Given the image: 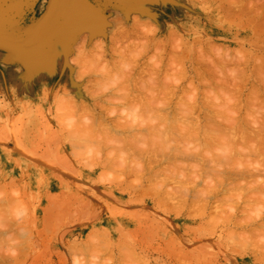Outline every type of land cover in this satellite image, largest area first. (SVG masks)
Instances as JSON below:
<instances>
[{
  "label": "rangeland",
  "instance_id": "rangeland-1",
  "mask_svg": "<svg viewBox=\"0 0 264 264\" xmlns=\"http://www.w3.org/2000/svg\"><path fill=\"white\" fill-rule=\"evenodd\" d=\"M87 1L93 7L95 5L99 9L98 11L102 13L103 18L105 17L104 19L106 21V24L103 30L95 28V26H98V24H94L95 26L92 25V27L94 26L93 28H90L89 26H87L88 28L84 27L86 30L84 29L83 31L87 33H78L77 36H74V38L79 36V39L75 41L77 43H73V41L75 40L74 39L73 41H71V44L69 46L65 45V43H67L66 41L70 40L69 38V40H67L66 37H62V39L59 40L57 39V43L61 41V43L64 45L61 46V44L58 43V50L56 49L57 52L56 54H54L55 57H53L55 58V60L53 62L51 61V63H49L48 65L41 66L42 72L51 70L50 73L52 74L48 76L49 78L47 77L45 81H43L44 78L41 79L42 81H40L41 83L39 82V86L36 92L35 90L32 92L26 90L24 91V85L16 86L17 88L14 89L8 86L11 82L5 81L6 84L0 82V264H264V146L262 145L264 144L262 143L264 141V103L262 104V101L264 100V0H105V2L103 0ZM60 3L62 2H58V4ZM116 7L119 8L117 9ZM253 10L256 11L253 12ZM122 11L123 13L121 14ZM45 12L46 11H44L42 16L47 13ZM86 12L87 9L85 7L84 13ZM115 12L120 13L116 14ZM86 14L85 21L89 23L92 20L90 18V14L88 16ZM124 14L126 17L124 16ZM148 22H150V24ZM95 23H98V19ZM143 23H145V26L143 25V27L140 28ZM151 23L155 25L153 26ZM148 25L152 26V29H150L151 26L149 27V31L152 30V34L147 31L148 28L146 26ZM137 26H139L140 29ZM122 27L125 30H123ZM135 27H137L139 31H143V28L145 27L147 28V30L144 28V34L146 33V31L147 33H149L147 34L148 36H143L144 38L142 37V35L140 37L137 36L136 38L134 32L136 33V30L138 29H135L133 33L131 32L132 35L134 34L133 36H135L136 40L139 38L145 39H142L143 41H140V45L138 44L140 39L137 41L134 40L135 42H133V36L130 33L129 35L131 36H129L127 33L128 31L130 32L134 30L133 28ZM169 27L171 28L169 29ZM89 31H92L95 34L92 40H90L88 37V35H90L91 33ZM169 31L175 33L174 36L176 41L175 39H169ZM124 33H127L128 35H126L125 37L132 38H128L129 40H125L127 38L122 37ZM141 33L138 34L140 35ZM27 34L24 33V35ZM40 34L41 33L39 32L37 41L30 44L31 47H40L39 43H41L42 40ZM71 36L72 32L70 33V35L68 34V37L71 38ZM149 36L152 38H150ZM177 36H179L180 38ZM30 37L31 36L29 35L27 36L28 39ZM115 37H117L118 39H115ZM120 37H122V39H120ZM145 37L150 38L149 42H151V40L152 42L149 43L148 39H146ZM159 38L162 42V47H166V49L161 47V42L160 44H157L158 41H160L158 40ZM177 39L179 41V45L183 43V45L181 44V47H178L179 45L175 43L177 42ZM116 40H119V42L117 43ZM52 41L54 43V39H52L50 42L52 43ZM122 41H125L127 44V41H129L130 46L129 44L126 45V43ZM131 41L132 43H137L136 46L134 45L136 48L132 46L133 44L131 43ZM180 41L182 42L180 43ZM99 42L100 47L104 49L105 57H103V50L101 51V48H98V52H101L100 55H102V57L98 55V52H93L97 50V46L99 45H97V43ZM143 42H145L146 44L148 42V49L147 47L144 48V46L142 45ZM172 43H175L173 44V47ZM163 44L167 46H164ZM117 45L118 48L123 46L121 49V52L122 50L124 51L122 52L123 56L121 53V55L118 54L120 52V48H116ZM125 45L128 49H126ZM158 45L161 48L158 47ZM210 45L213 48H211ZM131 46L132 48H130ZM114 47L118 49L116 50L117 52L119 51L116 54L114 51ZM182 47L185 52H188V54L183 50H179ZM61 48H64L63 51ZM171 48H176L175 50L177 51H174L173 49L174 52L172 53ZM144 49L147 50L143 52ZM201 49H203L202 53L204 54V57L208 55L209 60L207 57V59L204 57L200 59V56L202 54L199 51H201ZM128 51L133 54H131L130 52L129 54H127ZM214 51H216L217 53ZM221 51H223V53L225 52V55H223ZM90 52L94 53H91L94 58L91 57ZM182 52L184 56L181 55ZM227 52H231L232 55H230L231 53L228 54ZM155 53H158L157 56ZM167 53H172L171 55L177 53L181 55V57L179 55L176 56L175 54L174 57ZM86 54H89L93 59L91 60V62L89 59L88 61L90 63L88 64L86 63L88 62L86 58L88 59L89 55L86 57ZM117 54L119 58L118 56H116ZM160 54L164 55L162 56L163 58H158V55ZM220 54L227 57L226 59L234 56L230 59L231 61L234 60V62H231L230 60L228 62L227 60H225L226 63L224 62L223 64L226 65L225 68H222L223 70L221 69L222 71L220 70V65H218V63L216 62L219 61V59L222 60L223 58H225L222 57L221 59L222 55ZM82 55L83 57L85 55L86 58H82ZM213 55L216 57H214ZM228 55H230V57H228ZM169 56L173 58H169ZM184 57L189 58L187 59ZM197 57L200 59V61H198L199 59ZM238 57L242 59L239 58L240 60H236L238 59ZM81 58L82 60L84 59V62L81 61ZM176 58L178 60L183 59V64H180L181 61L180 63L177 62L178 60ZM211 58L214 59V61L216 60L215 63H217L216 65H218L219 67V71H216L218 67L215 66L217 68H215L214 76L211 71L206 70V68H211L212 65H214L213 61L208 63V61H211ZM95 59H97V61ZM172 59L173 61L175 59L176 60L172 62ZM195 59H197L196 62ZM40 60L41 59H37V61ZM105 60L106 63H104ZM156 61L161 62V64H158L157 69L161 68V71L159 72L160 74L162 73L161 75L156 73L157 76L160 75L159 77L162 76V78H164L163 76L167 77L169 75L167 72H171V75L173 74L172 76H168L167 80L164 79L165 83L169 81V79L171 80L166 83V86L168 85L170 87V89L168 88V86L166 88V90L168 89L167 91H169L170 97L167 96L168 94L166 95V93H168L167 91L163 93L165 90H163V86L160 85L163 82V79L161 80L162 82L160 81L161 78L155 79L161 82L159 84L158 81H156V83H158L156 85L160 87H158L159 91L160 89H162L163 92L160 93L161 91H157L158 89L154 90L155 92L160 93L161 98L159 95V99L157 100L156 98L158 97H156V95L158 96V93L155 94V92H152L155 94L154 101L156 99V103L157 101L159 102L160 99L163 101L164 96L171 99V101H167L168 103L171 102V104L168 105L169 108L167 107V105H165L167 108L164 107V113L163 108L162 111H159L162 112L163 115L166 112L165 110L170 109V111L166 112V116L167 118H169V121L166 122H171L170 126H173L172 122H174V128L171 127L172 129H168V125L166 126V129L170 130V132H173V135H170L172 132L168 133L170 136L167 135L168 137L166 136V139L168 140V138H170L171 140L169 139L168 142H172L171 144L165 145L167 140H165V143H160V141L164 142V140H162V136L160 135V133L164 130V126H162V130L160 129L161 125L165 124H162L163 122H165V120H160L161 118L163 119V116L159 114L157 110H155L156 108H153L155 110L153 111V113H148V115L150 114V117L154 116V113L156 117L162 116L160 119L158 118V120H160L161 122V125L159 124V129L161 131H158V129H156L157 133H159L158 137L160 139H158L154 135L156 134L154 133L156 132L155 130L154 132L150 131L153 132L152 134L154 136H151L156 137L155 139L158 140V143L162 145L164 144L166 146V148L164 149L160 147L162 151L158 147L156 149V146H158L157 144L153 145L154 143H157L153 137L152 140L155 141H153V147L152 145H148L150 144V142L142 146V144L146 142V137H149V139H151V136H149L151 133H149V129H147L150 125L146 122L147 119L148 122L150 121V123L154 119H156L153 121V125H150L151 130L153 127L156 128V126L158 125V121L156 117H152V120H150L151 118H149V116L146 117V110L149 107H152L150 103L153 101V98L150 103H148L147 101V95L151 92H146L148 94L144 92L146 96L143 95V97H146L147 100L145 99L144 101H142L143 98L141 100L139 99L141 92L139 93L138 91H140L141 89L144 90V88L146 89L148 85L150 86V84H153L151 82H153V76H155V73L152 76L150 73V77H152V79H149L152 81L148 85H146V79L139 77L141 78L139 80H142V82L144 80L146 82V87H143L144 84L142 82H140V84L142 83L143 86L142 84L141 86L135 84L139 81L137 76L138 72L136 73V71H139L138 75L140 76V74L145 69H147L148 66L151 67L153 63H156ZM149 62H151L152 64ZM164 62L165 64H168L166 66L167 68L163 67ZM198 62H202L203 65ZM80 63H86L87 65H80ZM107 63L111 65L113 64L112 67H115L113 69L115 73L116 71H119L116 70L118 69V67L125 72L134 70L131 73H136L135 75L137 76V82L135 81L136 78L134 77V75L132 78V74L129 75L128 73V75L131 76V79L126 78L129 81L128 84L126 80H123L125 79L123 71V73L119 72L122 73L119 74V76L118 72L117 74L110 75L114 72L109 71L111 67L110 65H106ZM142 63L143 65H145V68H143ZM199 64L201 65L199 66ZM196 65L198 66L197 68H201L203 69V71L206 70V72L204 73L201 71L203 73V78L200 79L204 80L199 81V76L197 77V75H195V73L197 72L196 70L194 71V69H197L195 68ZM51 66L53 67V69L55 67L59 68V71H61H52L53 69ZM84 66L86 67V71L84 69ZM106 66H109L110 68H107ZM116 66L118 67L116 68ZM223 66L224 65H222V67ZM172 67H174L175 69H184L183 67H186V69L184 70H186L185 73L187 79L180 74L184 79L182 81V77L180 75L177 76L178 71L176 72L175 70H172ZM81 68L84 69V72L83 70L81 71ZM130 68L133 69L131 70ZM169 68L170 71L168 70ZM213 68L214 67H212V69L210 70H213ZM237 68L239 69L237 70ZM162 69L166 73H163ZM150 70H152V68ZM239 70H242L243 73H240L242 71ZM108 71L109 73L111 72L109 75L110 77L112 76V78L108 77ZM146 71H144L145 74L143 72L144 75L142 74L141 76L149 77V72L148 74H146ZM180 72L182 73V71ZM199 72L200 69L196 74H199ZM201 72L199 75H201ZM217 72L218 74H216ZM227 72L230 73L229 76ZM205 73L208 74V77ZM234 73L235 77L232 78L231 74ZM245 73L247 74V76ZM120 75H122L123 79L122 77L120 78ZM179 76L181 79L177 78ZM213 77V81H210V79ZM219 77L221 80L218 79ZM229 77L232 81L229 79ZM205 78H210L208 81L209 83L213 82L211 84L213 85V87L210 84L209 85L211 87L206 84L207 88L210 87V90L206 89L205 84H201L202 81L204 83L207 80ZM112 79L116 80V82L112 81ZM133 79L134 81H131ZM120 80L121 82L124 81L125 84L127 83L130 87H132L131 84H135L132 87H136L134 88V92L135 89L137 90L139 89V87H143L137 91L139 98L135 96V99H132L131 97L134 98V96H131L130 94L132 93V88H129L130 91L128 92L126 90L127 87L124 88L125 84L123 86L122 84H120ZM189 80H193L192 82L195 84V88L198 89L197 91H194L195 88H192L193 84L192 86H190V88L189 86H187V88H189L190 90L186 88V84L191 85V82ZM214 80H219L217 84L220 82L222 84L217 85L216 83H214ZM175 81L178 84L177 86ZM228 82L229 90L227 88ZM116 83H118L119 85ZM234 83H238V85H234ZM225 84L226 87L221 86ZM115 85L121 86L123 90H120L124 91L125 94L127 92L129 93L131 97L127 95V99L130 98L134 100V102L137 101L136 99H138V101H141H139V106L133 101L129 100L132 103L131 107H133L134 111V108L136 107H134V104L139 106L138 108H143V106L147 108H143L146 111V113L144 114L145 120L143 119L144 123H140L142 120L139 122L141 116H138L139 119L137 115L135 116L137 117L136 119H138V124H140L139 126H136V128L133 127L134 125L132 123H135L134 121L136 120L132 116H134L138 112L134 114L132 110V113L134 115L130 113L132 108H130V104L128 106L129 108L127 107V103H129L127 102L128 100L125 99L126 101L124 102L126 103V107L124 106V103L123 105H121L118 102L124 101L121 100V98H125V94L123 95V92L117 89L118 92L122 93L121 96L123 97H121L120 93L118 94V92L114 90L118 87ZM230 85L234 86H231L230 88ZM171 86L175 89L176 95L175 92L173 93L174 95L172 94L174 90H171ZM217 86H220L221 88H217ZM235 86L239 88L238 92H241V95L237 92L238 88ZM254 87L255 89H253ZM216 88L219 90L218 93L220 94L215 92L218 91ZM110 89L114 90L115 92L111 91ZM176 89L179 90L176 91ZM181 89H183V92ZM232 89H235L236 91ZM227 90H231V93L227 92ZM107 91L109 93H107ZM224 91L226 93L223 94ZM112 92L116 94V96L113 95L115 98H111V96L110 98L113 101L117 98L116 102L120 104V106H118L117 103L111 104L109 100L107 103H110L112 105L113 111H111L110 104V106H107L110 110L106 109L105 106L107 105V100L105 101V98L109 99L108 96L109 94L112 95ZM134 92L132 93V95H137V93ZM207 92H209L211 96H208L209 94ZM152 93L150 95H152ZM105 94L108 96H106ZM117 94L119 97H121L120 100H118L119 97L117 96ZM142 94L143 92L141 93V95ZM184 94L187 97L184 96ZM203 94H205L206 97ZM252 94L254 95V97L256 96V98H254ZM150 95H148V97H150ZM248 95L251 96V100L250 97L248 98ZM176 96L185 103H181L179 99H176ZM182 96L188 99L186 100V98H181ZM219 96L221 97V99ZM222 96L225 99H223ZM231 96H233L234 98ZM45 97L47 99H45ZM192 97H194L193 101ZM212 97L215 100L212 99ZM252 97L254 98V100H252ZM71 99L72 103L74 101L77 105H72ZM182 99H184V101ZM188 100H190V102ZM209 100L212 101L210 103L213 104H209ZM225 100L226 103L224 102ZM257 100L258 102L260 101V103H258ZM186 101L188 102V104L186 103ZM216 101L220 102L215 103ZM232 101L235 104L231 103ZM67 102L70 103L69 106ZM179 102L181 105L179 104ZM246 102L249 103V105H251L250 103L253 104L250 106L251 108L249 107V105L246 106ZM153 103L154 102H152L151 104ZM214 103L216 105H214ZM240 103L243 105H241ZM160 104L161 103H159L158 107L161 108L162 104ZM165 104L167 103L165 102ZM195 104H197L198 109L195 107ZM146 105L149 106L147 107ZM183 105L185 108L187 107L191 109H185L183 108ZM192 105L194 106V108ZM198 105L200 108L202 107L201 111L199 110L200 108L198 107ZM240 105L242 108L240 107ZM114 106L115 110L113 108ZM217 106L219 109L216 108ZM68 107L70 108L69 111ZM177 107L180 108L178 109ZM210 107L212 109L216 108L214 109L215 111H217L216 113H220H214L215 111H213ZM235 107L241 110H237ZM181 108L184 110H182ZM247 108H249V111H247ZM84 110L85 112H83ZM90 110L93 114L89 113ZM128 110L130 112H128ZM136 110L140 111L142 109L136 108ZM175 110L181 111L180 114L178 113V111H176L177 117L172 116L175 115ZM190 110H193L195 112ZM108 111L110 113L109 117L107 116L109 115ZM119 111L120 114L118 113ZM184 111H190L191 113L193 112L192 116H190L191 113L189 112L190 114L187 113V115L189 114L187 117L186 112ZM225 111H229L228 113L232 115L225 114L224 117H222V112L224 114ZM260 111H263V113ZM124 112H127V118L124 115ZM88 113L90 117L88 116ZM121 113L124 114L121 116ZM128 113H130L131 115ZM141 113L143 114V111L139 112L138 115H141ZM156 113L158 114L156 115ZM118 114L120 115V120H118L119 117H116V115L119 116ZM93 115L97 118L94 120L98 121V125L95 124V128H91L89 126V124L93 123L92 121H94L93 118L95 117L92 118ZM114 115L115 120L118 118L117 120L119 121V124H121V126V122L124 120V123H128L127 119L129 118V116H131L130 119H133V122H131V124L129 122L128 125H133L131 127L134 128V131H136V129L137 132L140 131L142 133L141 135V133L139 132L141 136L146 134V132L148 131L146 137L143 136V139H145V141L143 140V142H141V136L135 137L138 133L136 132V134L134 135V133H132L134 132L133 128L132 132L130 133H132L134 137L131 136L132 134L128 133L131 127L129 130L127 129L128 131L124 130L125 134L122 129L124 127V129H126V126H123L121 130H117V127V133H119V131L121 133L123 132L122 135H120V133L117 135V133L114 132L115 130L111 129V127L113 128L115 123H118L115 122ZM179 115L181 116L179 117L180 119L178 118ZM219 115L221 117H219ZM123 116H125L124 119L122 118ZM189 116L191 117L190 119ZM211 116H214V120L213 118H211ZM242 116L244 120H242ZM253 116L255 117L252 118ZM170 117L172 120L174 117L175 118L172 121ZM110 118H112L114 121H112V119ZM198 118L199 120H197ZM107 119L109 121H107ZM130 119L128 121H130ZM176 119L178 120V122H176ZM221 119L225 122L224 124ZM232 119L233 121L235 120L237 122L234 121L233 124L232 121H228ZM248 119L251 120L249 121ZM255 119H257V121ZM101 120L104 122L106 120L105 123L107 124L109 122V125L111 127H108V125L105 127L104 123L99 124ZM187 120L192 123L190 124ZM156 121L157 125L155 124L156 126H154V122ZM195 121L199 122L200 124H195ZM216 121H218L219 123ZM112 122L115 123L113 124ZM175 122L178 123L177 128H181L179 127L181 125H179L180 122L183 124L182 126L186 125L187 128L189 126V128H191L193 132L189 130L188 134H184V131H188L184 129L186 126L184 128L182 127L184 131H181L182 129H176L175 125L177 124ZM244 122L246 124H244ZM255 122L259 123L255 124ZM111 124H113V126ZM143 124L144 127L148 124L145 127L147 131L145 128L141 127L143 126ZM261 124H263V126ZM99 125L103 126L100 127ZM86 126L90 127V130ZM203 126V130H206L205 133L202 130ZM107 127L108 129L110 128L109 131ZM139 127L141 128V130L139 129ZM193 127H195L196 130ZM197 127L199 128L197 129ZM255 127L258 129V131ZM96 128L98 129V132H96ZM228 128L229 130H231L229 131ZM84 129H86V131H84ZM211 129L216 130L212 132ZM232 129H235L233 130L234 132H232ZM104 130H106L107 132H105ZM87 131L90 134L86 133ZM207 131L215 133L216 136L218 134L220 135V133H224V135L220 136V139H224V142L221 141V143L220 141H218L219 136L215 138V136H212L214 134H212V137L208 136L207 139H209L211 142L214 141L215 145L208 147L207 145H210L211 142L207 144L206 137L211 133L207 134ZM238 131H241V133ZM256 131L259 134L261 132V135H256ZM166 132H164L165 134L162 135L165 136L167 134ZM191 132L194 133L192 134V136L194 137L191 136ZM195 132H199L198 135H196L198 138L195 136ZM111 133H115V135H112ZM127 133L130 135H128ZM203 133L207 134L205 135L206 137ZM239 133L244 135L246 139H242L244 137L239 138ZM234 134L236 136H234ZM202 135L204 136V138L202 137ZM250 135H253L254 137H250ZM185 136H188V138L186 139ZM261 136H263V138ZM190 137H192L194 140ZM259 137L261 139H259ZM114 138H116V140H114ZM134 138L135 140H138V138H140L139 140L141 141H135ZM189 138L193 141H189ZM212 138L214 140H211ZM226 138H228L227 142ZM257 138L259 140H256ZM232 139H234L235 141L233 142L237 147L234 148H236L237 150L232 146L234 144L231 141ZM125 140H131V142L129 141V143ZM184 140H186V142ZM250 140L252 143H250ZM123 141H125L126 144H124ZM236 142L239 144H237ZM226 143H228L229 145ZM133 144L135 147L132 146ZM186 144L187 146H185ZM137 145L139 146L137 147ZM216 146H219L220 148H217ZM222 146L223 149L221 148ZM142 147H144L145 149ZM138 148L141 149L139 150ZM229 148H231V150ZM249 148L251 150H249ZM232 149L233 151L236 150L237 152H233ZM150 150H155V152H151ZM164 151L165 153H168L169 151L170 154H165L163 153ZM230 151L231 153H226ZM146 152H149V154H147ZM254 152H256L257 155ZM234 155L235 157L240 156L241 158H239L241 160L239 158L235 159ZM212 156L214 157V160ZM243 157H245L247 160H245ZM253 158H255L256 160L254 159V161ZM152 160L154 162H152ZM138 161L141 162L139 163ZM248 161H251V163ZM152 164H154V166ZM169 164L171 165V167ZM251 164L253 165V169ZM255 165L258 167H255ZM145 166H149V170ZM150 169L152 171H150ZM236 169L239 174L235 171ZM214 170L217 172H214ZM228 170H231V173H229L230 171ZM254 170L257 173H255ZM135 171L137 172L134 173ZM163 171L164 173H162ZM148 172H150V174H148ZM235 172L237 175L235 174ZM142 173L146 176V178L149 175L152 178L148 177L150 179H146L145 176L142 175ZM241 174L244 175V177H241ZM250 174H253L254 177L251 176L250 178ZM154 175H157L158 177ZM235 179L237 181H234ZM252 179L254 180L252 181ZM238 182H241V185L238 186ZM179 183H181V185H184L185 187L180 186ZM259 188H262L263 191L259 192L258 190H262ZM201 189H203V192L200 191ZM202 193H204V195ZM212 193L215 196H213ZM257 194H259V196ZM229 195L230 197H228Z\"/></svg>",
  "mask_w": 264,
  "mask_h": 264
},
{
  "label": "bare ground",
  "instance_id": "bare-ground-1",
  "mask_svg": "<svg viewBox=\"0 0 264 264\" xmlns=\"http://www.w3.org/2000/svg\"><path fill=\"white\" fill-rule=\"evenodd\" d=\"M51 1H53V0H50V3H49L48 6L46 7L47 9L45 10V11L48 13V11H49V9H50V13H49V15L47 16L46 21H45V23L43 24V26H42V28H41V30H40V33H41L40 36L42 37V38H41V37H40V38H41L42 40H41V43H39V44H40V47H39V48H37L36 46L31 47L30 44H31V43H35V42L37 41L38 38H37V37L33 38V37H34L33 35H35V30L40 26V23L42 22V20H43L44 17L46 16V14H44V15L42 16V18L39 20V22L36 23V24L32 27V30H30V31L27 32L28 34L25 33L26 31L24 32V33L27 34V35H24V34H23V35H21V36H19V37H13V36H9V35H7V34H4V33H2V32L0 31V41L22 46V48H20V51H19V50H15V49H10V48H8V47H6V46H3V45H0V48H2V49L5 50V51H8L9 53H16L17 56H19V58L23 59L24 62L21 61V60L16 56V57L18 58V60H17L18 62L24 63V64L27 66V67L25 66V67H26L25 70H27V71L29 72V74H33V73H31L30 71H39V70H41V66H42V65H48L49 63H51V61L53 62V61L55 60V58H53V57H55L54 54H56V52H57V50H58V46H59V44H61V46L64 45V44L61 43V41H59V42H58L59 44H58L57 41H56L57 39H58V40H59V39H62V37H66L67 40L70 39L69 41H66L67 43H65V45L69 46V45L71 44V41H73V40L75 39V40L73 41V43H74L77 39H79V38H78L79 36L76 37V38H74V36H77L78 33H80V32H81V33H87V32H85V31H83V30L85 29L84 27L89 26L90 28H93V27L95 26L94 24H98L99 27H98V26H95L96 29L103 30V28H105V27H104L105 24H106V21H105V19H104L105 17L103 18L102 13H101L100 11H98L99 9H98L95 5H94V7H93V6H92L87 0H60V1L62 2V3H60V4H58V2H60L59 0H54L53 4H52ZM103 1L105 2V0H103ZM91 2H92V1H91ZM257 2H258V1H257ZM111 5H112V4H111ZM115 5H116V4H115ZM118 5H119V4H118ZM8 6H9V5H8ZM98 6H99V5H98ZM121 6H122V5H121ZM85 7H86V9H87V12H88V11L90 12V13H89V12H88V13L90 14V18H91L92 21H90L89 23H87V22L85 21V20H86V16H85V14L87 13V12L84 13V8H85ZM101 7H102V6H101ZM106 7H107V6H106ZM122 7H123V6H122ZM113 8H114V7H113ZM116 8H117V7H116ZM118 8H119V7H118ZM118 8H117V9H118ZM109 9H110V7H109ZM124 10H125V9H124ZM114 11H115V10H114ZM114 11H112V12H114ZM116 11H117V10H116ZM119 11H120V10H119ZM254 11H256V10H253V12H254ZM43 12H44V11H43ZM46 12H45V13H46ZM140 12H141V11H140ZM5 13H7V12H5ZM51 13H52L53 15H52ZM88 13L86 14L87 16L89 15ZM103 13H104V12H103ZM115 13H116V14H117V13L119 14L120 12H115ZM122 13H123V11L121 12V14H122ZM130 13H131V12H130ZM104 14H105V13H104ZM107 15H108V14H107ZM107 15H106V16H107ZM150 15H151V14H150ZM255 15H256V14H255ZM2 16H3V15H2ZM6 16H7V15H6ZM114 16H116V15H114ZM124 16H125V14H124ZM135 16H136V15H135ZM152 16H153V15H152ZM125 17H126V16H125ZM114 18H115V17H114ZM97 19H98V23H95ZM134 19H135V18H134ZM136 19H137V18H136ZM4 21H5V20H4ZM4 21H3V19H2V22H4ZM37 21H38V20H37ZM136 21H137V20H136ZM136 21H135V23H136ZM142 22H143V21H142ZM145 23H147V22H145ZM145 23H143L142 25L140 24V25H141L140 28H142L143 25L145 26ZM148 23L150 24V22H148ZM151 24L153 25V23H151ZM92 25H94V26L92 27ZM133 25H134V24H133ZM136 25H139V24H136ZM154 25H155V24H154ZM154 25H153V26H154ZM3 26H4V24H3ZM150 26H151V25H150ZM150 26H149V25L146 26V27L148 28V30H147V28H145V27H144V28H145L147 31H149V27H150ZM82 27H83V28H82ZM123 27H124V26H123ZM123 27H122V29L125 30ZM132 27H133V26H132ZM137 27L139 28V26H137ZM137 27L133 28L134 30H132V31H130V32L128 31V32H127L128 35H129V33L132 35V33L135 31V29H138ZM87 28H88V27H87ZM90 28H89V29H90ZM119 28H120V27H119ZM125 28H126V26H125ZM140 28H139V29H140ZM144 28H143V31H139V29H138V30H136V31H137L136 33L134 32L136 38H137V36L140 37V36L142 35V37H143V36H148L147 34H149V33L152 34V30H150L149 33H147V31H146V33H145L146 35H145V34H144V31H145ZM155 28H156V26H155ZM170 28H171V27H169V29H170ZM2 29H3V28H2ZM70 29H71V30H70ZM128 29H129V28H128ZM150 29H152V26L150 27ZM158 29H159V28H158ZM169 29H168V30H169ZM22 30H23V29H22ZM85 30H86V29H85ZM123 30H122V31H123ZM77 31H78V32H77ZM92 31H93V30H92ZM92 31H89V32H91V33H90V35H88V37H89L90 40H92V38L95 36V34H94ZM114 31H115V30H114ZM118 31H119V29H118ZM120 31H121V29H120ZM138 31H139V32H138ZM161 31H162V30H161ZM71 32H72V36H71V38H70V37H68V34L70 35ZM97 32H98V31H97ZM131 32H132V33H131ZM141 32H142V33H141ZM154 32H155V31H154ZM169 32H170L169 39H175V36H174L175 33L172 32V31H169ZM169 32H168V33H169ZM178 32H179V31H178ZM115 33H116V32H115ZM127 33H124L122 37H125V36L127 35ZM138 33H141V34L139 35ZM157 33H158V32H157ZM101 34H102V33H101ZM134 34H133V35H134ZM137 34H138V35H137ZM151 34H150V35H151ZM28 35L31 36V37L33 36V37H32L33 39L30 37L31 39L29 38V39H30V40H29V39L27 38ZM86 35H87V34H86ZM121 35H122V34H121ZM128 35H127V36H128ZM131 35H129V36H131ZM133 35H132V36H133ZM176 35H177V34H176ZM37 36H38V35H37ZM110 36H111V35H110ZM135 36H133V39H132L133 42H135V41H137V40L140 39V38L138 37L139 39L136 40ZM151 36H152V35H151ZM98 37H101V36H98ZM118 37H119V36H118ZM122 37H120V39H122ZM149 37H150V36H149ZM157 37H158V36H157ZM157 37H156V38H157ZM177 37H179V36H177ZM66 38H65V39H66ZM68 38H69V39H68ZM81 38H82V37H81ZM85 38H86V37H85ZM110 38H111V37H110ZM116 38H117V37H115V39H116ZM125 38H127V37H125ZM128 38H129V37H128ZM128 38L125 39V40H129V39H131L132 37H130L129 39H128ZM143 38H144V37H143ZM143 38H142V39H143ZM145 38L148 39V42H149V39L152 38V37H150V38L145 37ZM156 38H155V40H156ZM160 38H161V37H160ZM160 38H159L158 40H160ZM179 38H180V37H179ZM52 39H54V43H53V41H52V43L50 42ZM65 39H64V40H65ZM83 39H84V37H83ZM99 39H100V38H99ZM117 39H118V38H117ZM142 39L139 40V43H138L139 45H140V41L145 40V39H143V40H142ZM167 39H168V38H167ZM28 40H29V41H28ZM123 40H124V39H123ZM134 40H135V41H134ZM153 40H154V38H153ZM62 41H63V40H62ZM132 41H131V43H132ZM146 41H147V40H146ZM146 41H145V42H146ZM165 41H166V40H165ZM165 41H164V43H165ZM168 41H169V40H168ZM175 41H176V39H175ZM116 42L118 43L119 40H118V41L116 40ZM120 42H121V41H120ZM122 42H125V41H122ZM127 42H128V44H129V46H130V42H129V41H127ZM145 42H143V44H142V45L144 46V48H146L147 45H148V42H147V44H146ZM151 42H152V40H151ZM151 42H149V43H151ZM154 42H155V41H154ZM160 42H161V40L158 41L157 44H160ZM171 42H172V41H171ZM173 42H174V41H173ZM178 42H179V41H178V39H177V42H175V43L178 44ZM181 42H182V41H180V43H181ZM50 43H51V44H50ZM75 43H77V42H75ZM75 43H74V44H75ZM101 43H102V42H101ZM104 43H105V42H104ZM125 43H126V42H125ZM125 43H124V44H125ZM155 43H156V42H155ZM175 43H172V47H173V44H175ZM79 44H80V43H79ZM98 44H99V45H98ZM115 44H116V43H115ZM128 44L126 43V45H128ZM132 44H133L132 46L135 47L137 43H136V44H135V43H132ZM144 44H145V45H144ZM152 44H153V43H152ZM181 44L183 45V43H181ZM181 44H180V45L178 44V45H179L178 47H181V46H182ZM97 45H98V46H97ZM97 45H96V46H97V50L93 51L94 53H96V52L99 51L98 48H101V47H100V42L97 43ZM126 45H125V46H126ZM134 45H135V46H134ZM139 45H138V46H139ZM149 45H150V44H149ZM154 45H155V44H154ZM154 45H152V46H154ZM160 45H161V47H162V42H161ZM163 45H164V44H163ZM212 45H214V44H212ZM61 46H60V47H61ZM71 46H72V45H71ZM71 46H70V47H71ZM96 46H95V47H96ZM105 46H106V45H105ZM132 46H131L130 48H132ZM164 46H167V45H164ZM210 46H211V45H210ZM70 47H69V48H70ZM73 47H74V46H73ZM122 47H123V46L119 47V48H120V50H119L120 52L118 51L119 53L116 51V50L119 49V48H118V45H117V47H116V48H118V49H116V48L114 47V48H115V50H114V51H115V54L118 53L119 55L122 54V56H123V53H122V52H124V51L122 50V52H121ZM139 47H140V46H139ZM158 47H160V46L158 45ZM161 47H160V48H161ZM178 47H177V48H178ZM76 48H77V46H76ZM90 48H91V47H90ZM114 48H113V49H114ZM135 48H136V47H135ZM162 48H165V49H166V47H162ZM211 48H213V47L211 46ZM56 49H57V50H56ZM61 49H62V51H63L64 48H61ZM67 49H68V48H67ZM70 49H71V48H70ZM113 49H112V50H113ZM126 49H128L127 46H126ZM133 49H134V48H133ZM133 49H132V51H133ZM138 49H139V48H138ZM147 49H148V47H147ZM147 49H144L143 52H145V50H147ZM155 49H156V47H155ZM171 49H172V48H171ZM173 49H174V48H173ZM173 49L171 50L172 53H173L174 51H177V50H175L176 48L174 49V51H173ZM208 49H210V48H208ZM52 50H54V51H52ZM81 50H82V49H81ZM88 50H89V49H88ZM88 50H87V52H88ZM102 50H103V55H104V49L101 48V51H102ZM140 50H141V48H140ZM140 50H139V51H140ZM179 50H183V47H182L181 49H179ZM179 50H178V51H179ZM199 50H200V49H199ZM64 51H66V50H64ZM114 51H113V52H114ZM126 51H127V50H126ZM164 51H165V50H164ZM183 51H184V50H183ZM210 51H212V50H210ZM219 51H220V50H219ZM219 51H218V52H219ZM24 52H25V53H24ZM93 52H90V54L93 53ZM105 52H106V50H105ZM129 52H130V51H128L127 54H129ZM155 52H156V50H155ZM160 52H161V51H160ZM162 52H163V51H162ZM169 52H170V50H169ZM184 52H185V51H184ZM199 52L202 54V55L200 54V55H201V56H200V59H202V57H204V54L202 53V52H203V49H201V51H199ZM214 52H216V51H214ZM221 52L223 53V51H221ZM83 53H84V51H83ZM94 53H93V54H94ZM98 53H99V52H98ZM100 53H101V52H100ZM100 53H99L98 55H100ZM120 53H121V54H120ZM125 53H126V52H125ZM125 53H124V54H125ZM130 53H131V52H130ZM138 53H140V52H138ZM164 53H165V52H164ZM172 53H167V54L171 55ZM185 53L188 54V52H185ZM210 53H211V52H210ZM210 53H209V54H210ZM212 53H213V52H212ZM216 53H217V52H216ZM224 53H225V52H224ZM224 53H223V55H225ZM227 53H228V52H227ZM230 53H231V52H229L228 54H230ZM118 54H117L116 56H118ZM131 54H133V53H131ZM134 54H135V53H134ZM155 54H156V56H157L158 53H155ZM174 54H175V53H174ZM174 54L171 55V56H174V57H175V55H176V56L179 55V54H177V53H176L175 55H174ZM187 54H186V55H187ZM22 55H25V56H22ZM88 55H89V54H86V57H87ZM125 55H126V54H125ZM125 55H124V56H125ZM136 55H137V54H136ZM151 55H152V54H151ZM151 55H150V56H151ZM181 55L184 56L183 52H182ZM181 55H179V56L181 57ZM214 55H215V54H214ZM214 55H213V56H214ZM220 55H222V54H220ZM223 55L221 56V59H222V57H225V56H223ZM230 55H232V53H231ZM230 55H228V57H230ZM100 56L102 57V55H100ZM122 56H121V57H122ZM140 56H141V55H140ZM148 56H149V55H148ZM153 56H154V55H153ZM158 56H159L158 58H161V57L164 56V55L160 54V55H158ZM187 56H188V55H187ZM198 56H199V55H198ZM37 57H38V58H37ZM86 57H85V55H84V57H83V55H82V58H86ZM88 57H89V58H88V59L86 58V60L88 61V60L90 59V62H91V60H93L92 58H94V57L92 56V54H91V57H92V58L90 57V55H89ZM103 57H105V55H104ZM165 57H166V56H165ZM165 57H164V58H165ZM206 57L208 58V55H207ZM206 57H204V58H206ZM209 57H210V55H209ZM214 57H216V56H214ZM232 57H234V56H232ZM232 57H231V58H232ZM241 57H242V55H241ZM75 58H76V57H75ZM82 58H81V61L84 62V59L82 60ZM118 58H119V56H118ZM149 58H150V57H149ZM156 58H157V57H156ZM162 58H163V57H162ZM169 58H173V57H170V56H169ZM169 58H168V60H169ZM177 58H178V57H177ZM177 58H176V59H177ZM182 58H183V57H182ZM182 58H180V59H182ZM184 58H187V57H184ZM188 58H189V57H188ZM188 58H187V59H188ZM197 58H198V57H197ZM207 58H206V59H207ZM219 58H220V56H219ZM219 58H218V59H219ZM226 58H227V57H225V58L222 59V60H224V61H222V60L219 59L220 62L215 60V61L218 63V65H220V67H221L220 70H221L222 68H225V65H226V64H223V63L225 62V60H227V61L229 62V60L231 59V58H229V59H226ZM239 58H240V57H238V59H236V60H240V59H242V58H240V59H239ZM37 59H41V60H40V61H37ZM103 59H104V58H103ZM176 59H175V60H176ZM198 59H199V58H198ZM200 59H199L198 61H200ZM65 60H66V59H65ZM76 60H77V59H76ZM95 60L97 61V59H95ZM95 60H94V61H95ZM118 60H120V59H118ZM121 60H123V59H121ZM170 60H171V59H170ZM175 60H174V61H175ZM177 60H178V59H177ZM182 60H183V59H182ZM182 60H178L177 62L180 63V61H181L180 64H183V63H182ZM185 60H186V59H185ZM196 60H197V59H195V62H196ZM208 60H209V58H208ZM210 60H211V61H208V63H210V62L213 61V64H214V65H212V67H214V68H213L214 71H213V70H210V69H212V67H211V68H208V69H207L206 67H205V68H206V70L211 71L212 74H213V76H214L215 68H217L218 65H216L217 63H215L214 59L211 58ZM232 60H233V59H232ZM35 61H36V62H35ZM74 61H75V60H74ZM94 61H92V62H94ZM115 61H116V60H115ZM153 61H154V60H153ZM174 61H173V59H172V62H174ZM201 61H202V60H201ZM230 61H231V60H230ZM85 62H86V61H85ZM90 62L88 61V62H86V63L88 64V63H90ZM98 62H99V61H98ZM107 62H108V61H107ZM159 62H160V61H159ZM159 62L156 61L157 65H156V63H153V64H154V65H153L151 62H149V63L152 64V66H151V67L148 66V68H150V69L152 68V70H154V69L156 70V72H155V70L152 71V70H150V69H148V68L145 69L144 71L148 70V71H146V72H147L146 74H148V72H149V74H148L149 77L141 76V75L143 74L144 71H143V72L140 71V72H142V73L140 74V76L138 75V74H139V71H138V70L136 71V73L138 72V74H137V76H138V80L141 79V78H139V77H142L143 79H146V81H147V84H146V85H148V84L152 81V80H150V79H152V77H150V73H151V76L154 75V73H155V76H156V77L153 76L154 79H155V78H157V79H160V78H161L160 81L163 79V80H162L163 82H162V81H161V82H162V84L164 83L165 86H164V84H163V85L160 84L161 82H160L159 80L155 79V81H154V79H153V82H151V83H153L157 88H156L153 84H152V85L150 84V86L148 85V87H146V86H145V83H146V82H145L144 80H143V82H142V80H139L138 83H135V84L141 86V84L143 83L144 86H143V84H142V86H143V87H146V89H145V88H144V90L141 89V88H143V87H141V88L139 87V89H137V90L135 89V92L137 93V95H136V94H135V95H132V93L134 92V88H136V87H134V88H132V87H133L135 84H134V85L131 84L132 87H130V86L128 85V84H129V83H128L129 81L126 79V78L131 79V76H132V78H133V75H134V77L136 78V79H135V78H134V79H135V81L137 82V76L135 75L136 73H134V74L131 73V72L134 71V70H132L133 68H132V69L130 68L132 71H130V72H125L124 70H121V68H119L118 66H116V68L118 67V69H116V70H119V71H116V73H115V72L113 71V69H114L115 67H114V68L112 67L113 64H112V65H111V64H108V63L106 64V65H110V67H111V68H110L109 66H106L107 68H108V67L110 68L109 71L114 72V73H111V72H110V73H111V74H110L109 71H108V75H109V74H110V75H112V74H117V72H118V76H119V74H122V73L124 72L123 74H124L125 76H124V75H123V76H124L125 79H123L122 75H120V78L122 77L123 80H126V82L128 83V84H127V83H126V84H127L128 86L125 84L124 81L121 82L122 79L120 80V82H121L120 84H122V86L125 84V85H124V88L127 87L126 90H127L128 92L130 91L129 88H132L133 91L131 90L132 93H130V94H131V96H134V98L131 97V96L129 95L128 92L125 94L124 91H121L120 89H122V87H121V86H118V85H119L118 83H116V84H118V85H115V86H118L119 88L117 87V88L114 89V90H116V91L118 92L117 89H119V91L123 92V95L125 94V95H124L125 98H121V97H123V96H121L122 93H120V92H118V94L120 93V96H121V97H119L118 94H117V96L119 97L118 100H120V98H121V100H124L123 102L118 101L121 105H123V103H124L126 100H128L127 102H129V103H127V107H128L129 104H130V108H132V109H131V112L129 111L130 109L128 110V112H130L132 115H134L136 112H138L137 114H135L134 116H132V117H134V119L137 121V123H136V121H134L135 123H132L134 126H133V125H128L129 122H130V124H131V122H133V119H130L131 116H129V118L127 119V122H128V123H126V122L124 123V122H123L124 120H123V121L121 120V121H122V122H121V123H122V126H121V124H119V121H118V120H120V115H119V114H120V111H119V112H118V113H119V114H118L119 116L116 115V117H119V119L117 118L118 120L116 119L117 121L115 120V115H114V120H115V122H118V123L112 122L113 124L115 123V124H114L115 128H114L113 124H111V125L113 126V128H112V127L109 125V122H108V124L105 123L106 120H105V122L101 120L99 124L104 123V124H105V125H104L105 127H106L107 125H108V127L110 126L111 129H114V130H115V131H114V130H111V131H114L115 133H117V130H119V129L121 130L123 126H126V127H127L126 129H124L125 127L122 129V131L124 132V130H127V129L129 130L131 126H133L134 128H136V126H139V125H140V124H138V119H139L138 116H141V117H140L141 119L139 120V122L142 120L143 122L141 121L140 123H144V120H145V115H144V114L146 113V111H147V113H146V117L149 116V118H151L150 120H152V117L154 118V117H156V116H155V113H154V116L151 115L152 117H150L151 112L153 113V111L157 110V112H158L159 114L162 115V112H159V111H162V108H163V113H164V107H166L165 105H167V107L169 108L168 105L171 104V102L168 103L167 101H171V99L169 98V97H170V96H169L170 94H169V91H167L168 89L166 90V88H167V86H168V85L166 86V83L169 82V81H171V80L168 78L169 81H167V82L165 83V82H164V79L167 80V77L171 75V72H167V73L169 74L167 77H166V76H163L164 78H162V76L159 77V76L162 74V73L160 74V72H159V71H161V68H160V69H157L158 64H161V62H160V63H159ZM177 62H176V63H177ZM206 62H207V61H206ZM221 62H222V63H221ZM228 62H227V64H228ZM231 62H234V60L231 61ZM58 63H59V62H58ZM86 63H83V64H86ZM104 63H106V60L104 61ZM143 63H144V62H143ZM143 63H142V65H143ZM149 63H148V64H149ZM198 63H201V64H202V62H198ZM198 63H197V64H198ZM204 63H205V61H204ZM219 63H220V64H219ZM225 63H226V62H225ZM81 64H82V63H80V65H81ZM83 64H82V65H83ZM87 64H86V65H87ZM148 64H146V65H148ZM162 64H163V63H162ZM177 64H178V63H177ZM201 64H199V66H200ZM211 64H212V63H211ZM221 64L224 65V66L222 67ZM61 65H62V64H61ZM61 65H60V66H61ZM67 65H68V64H67ZM115 65H116V64H115ZM137 65H138V64H137ZM137 65H136V66H137ZM167 65H168V64H165V62H164L163 67H166ZM169 65H170V64H169ZM202 65H203V64H202ZM207 65H208V64H207ZM136 66H135V67H136ZM138 66H139V65H138ZM144 66H145V65H143V68H145ZM184 66H185V65H184ZM192 66H193V65H192ZM209 66H210V64H209ZM209 66H208V67H209ZM215 66H217V67H215ZM51 67H52V66H51ZM102 67H103V66H102ZM106 67H104V68H106ZM155 67H156V68H155ZM159 67H160V65H159ZM159 67H158V68H159ZM170 67H171V66H170ZM174 67H175V66H174ZM174 67H172L171 69H172V70H175L176 72L178 71L179 74L177 73V76L181 74L184 78L186 77V79H187V76H186V73H185L186 70H184V69H186V67H183L184 69H180L181 67L179 66L180 68H179V69L177 68L178 70L175 69ZM197 67H198V66L196 65L195 68H197ZM47 68H48V67H47ZM52 68H53V67H52ZM85 68H86V67L84 66V69H85ZM140 68H141V67H140ZM143 68H142V69H143ZM166 68H167V67H166ZM173 68H174V69H173ZM6 69H7V68H6ZM16 69H17V67H16ZM18 69H19V68H18ZM50 69H51V68H50ZM84 69L81 68V71L83 70V72H84ZM111 69H112V70H111ZM135 69H136V68H135ZM199 69H200V72H201V71H202L203 73L206 72L205 69H204L205 71H203V69H201V68L194 69V71L196 70V71H197L196 73H198V70H199ZM238 69H239V68H237V70H238ZM19 70H20V69H19ZM120 70H121V71H120ZM168 70L170 71V68H169ZM179 70L182 71V73H181ZM222 70H223V69H222ZM222 70H221V71H222ZM60 71H61V70H60ZM85 71H86V69H85ZM104 71H105V70H104ZM122 71H123V72H122ZM162 71H163V73H166V72H164L163 69H162ZM166 71H167V70H166ZM183 71H184V74H185V75L183 74ZM216 71H219V67H218V69H217ZM221 71H220V72H221ZM239 71H242V70H239ZM7 72H8V71H7ZM57 72H58V71H57ZM105 72H106V71H105ZM119 72H122V73H119ZM158 72H159V73H158ZM200 72H199V74H200ZM202 72H201V75L195 73V75H197V77L199 76V77H198L199 81L204 80V79H200V78H203V77H202V76H203V73H202ZM211 72H210V73H211ZM236 72H238V71H236ZM0 73H1V72H0ZM9 73H10V72H9ZM21 73H22V72H21ZM42 73H43V72H42ZM126 73H127V74H126ZM128 73H129V75H131V74H132V75L129 76ZM152 73H153V74H152ZM156 73H157V74H160V75L157 76ZM172 73H173V72H172ZM174 73H175V72H174ZM227 73H228V72H227ZM240 73H243V71L240 72ZM11 74H12V73H11ZM59 74H60V73H59ZM144 74H145V72H144ZM144 74H143V75H144ZM205 74H206V73H205ZM216 74H218V72H217ZM220 74H221V73H220ZM229 74H230V73H228V76H229ZM245 74H246V73H245ZM253 74H254V73H253ZM256 74H257V73H256ZM1 75H2V74H1ZM77 75H78V74H77ZM110 75H109L108 77H110ZM127 75H128L129 77H128ZM164 75H166V74H164ZM172 75H173V74H172ZM172 75H171V76H172ZM174 75H175V74H174ZM181 75H180V76H181ZM206 75H207V77H208V74H206ZM206 75H205V76H206ZM210 75H211V74H210ZM231 75H232V78L235 77V73H234V74H231ZM233 75H234V76H233ZM240 75H242V74H240ZM2 76H3V75H2ZM58 76H59V75H58ZM71 76H72V75H71ZM113 76H114V75H113ZM116 76H117V75H116ZM146 76H147V75H146ZM180 76L177 77V78H180ZM182 76H181V77H182ZM205 76H204V77H205ZM244 76H245V75H244ZM246 76H247V74H246ZM19 77H20V76H19ZM23 77H24V75H23ZM27 77H28V76H27ZM72 77H73V76H72ZM144 77H145V78H144ZM158 77H159V78H158ZM165 77H166V78H165ZM173 77H174V76H173ZM183 77H182V81L184 80ZM211 77H212V76H211ZM223 77H224V76H223ZM225 77H226V76H225ZM236 77H237V76H236ZM238 77H239V76H238ZM241 77H242V76H241ZM5 78H6V77H5ZM9 78H10V77H9ZM45 78H46V77H45ZM51 78H52V77H51ZM69 78H71V77H69ZM76 78H77V77H76ZM110 78H112V76H111ZM114 78H115V77H114ZM114 78H113V79H114ZM120 78H119V79H120ZM149 78H150V79H149ZM175 78H176V77H175ZM177 78H176V79H177ZM26 79H27V78H26ZM113 79H112V81H115V82H116L117 79H116V78H115L116 80H113ZM134 79L131 80V81H134ZM148 79H149V82H148ZM171 79H172V77H171ZM180 79H181V78H180ZM205 79H207V80H206L204 83H203V81H202V83L200 82L202 85L205 84V86H206V84H207V85H209V84L211 85V84L213 83V82H212V83H211V82H210V83L208 82L210 78H209V79H208V78H205ZM213 79H214V77L211 78L210 81H211V80L213 81ZM216 79H217V78H216ZM216 79H215V80H216ZM218 79L221 80L220 77H219ZM225 79H226V78H225ZM229 79L231 80L230 77H229ZM29 80H31V79H29ZM51 80H52V79H51ZM51 80H50V82H51ZM55 80H56V79H55ZM177 80H178V79H177ZM215 80H214V83L217 84V82H219V80H217V81H215ZM222 80H223V79H222ZM226 80H227V79H226ZM226 80H225V81H226ZM23 81H24V83H26L27 80H25V79L23 78ZM47 81H48V80H47ZM156 81H158V83H159L161 86H163V88H162V87H161V88H162L163 90H165L164 92H163L162 89H160L161 92L159 91V88H160V87H159L158 85H156V84H158V83H156ZM178 81H179V80H178ZM180 81H181V80H180ZM189 81L191 82V83H190L191 85H187V84H186V88H187V86H189V88H190V86H192V84H193L192 88L194 89L196 86H194L195 84L192 82L193 80H192V81L189 80ZM199 81H198V82H199ZM225 81H224V82H225ZM228 81H229V80H228ZM231 81H232V80H231ZM233 81H234V79H233ZM21 82H22V81H21ZM63 82H64V81H63ZM72 82H73V81H72ZM74 82H75V81H74ZM123 82H124V83H123ZM140 82H142V83L140 84ZM175 82H176V81H175ZM206 82H207V83H206ZM229 82H230V81H229ZM229 82H228L227 88H228V86H229ZM260 82H261V81H260ZM1 83H2V82H1ZM130 83H133V82H130ZM173 83H174V82H173ZM179 83H180V82H179ZM230 83H231V82H230ZM232 83H233V82H232ZM5 84H6V83H5ZM38 84H39V83H38ZM44 84H45V83H44ZM54 84H55V83H54ZM169 84H170V83H169ZM220 84H222V83L220 82V83H218L217 85H220ZM223 84H224V83H223ZM235 84H236V83H234V85H235ZM22 85H23V84H22ZM24 85H25V84H24ZM45 85H46V84H45ZM57 85H58V84H57ZM68 85H69V84H68ZM137 85H136V86H137ZM173 85H174V84H173ZM177 85H178V84H177V82H176V86H177ZM199 85H200V84H199ZM210 85H209V86H210ZM234 85H230V88H231V86H234ZM236 85H238V83H237ZM16 86H17V84H16V85H12L11 87H12V88H17ZM18 86H19V85H18ZM69 86H70V85H69ZM211 86L213 87V85H211ZM211 86H210V87H211ZM221 86L226 87V84H225V85H221ZM253 86H254V85H253ZM32 87H33V86H32ZM120 87H121V88H120ZM158 87H159V88H158ZM179 87H180V86H179ZM197 87H198V86H197ZM210 87L207 88V86H206V89H209V90H210ZM218 87H220V86H217V88H218ZM235 87H237V86H235ZM240 87H241V86H240ZM251 87H252V86H251ZM53 88H54V86H53ZM80 88H81V87H80ZM113 88H114V87H113ZM168 88L170 89L169 86H168ZM172 88H173V87L171 86V90H172V91L174 90L173 92L171 91L172 94H173V93L175 92V89H174V88L172 89ZM176 88H178V87H176ZM186 88H185V89H186ZM189 88H187V89H189ZM217 88H216V89H217ZM220 88H221V87H220ZM232 88H234V87H232ZM237 88H238V87H237ZM237 88H236V89H237ZM256 88H257V86H256ZM5 89H6V88H5ZM140 89H141L142 91H141ZM157 89H158V90H157ZM185 89H184V91H185ZM187 89H186V90H187ZM195 89H196V88H195ZM195 89H194V91H197V90H198V89H196V90H195ZM253 89H255V87H254ZM253 89H252V90H253ZM13 90H14V89H13ZM30 90H31V92H32V89H30ZM52 90H53V89H52ZM78 90H79V89H78ZM110 90H111V89H110ZM110 90H108V91H110ZM114 90H111V91L115 92ZM122 90H123V89H122ZM138 90H140V91H138ZM146 90H147V91H146ZM154 90H157V91H159L160 93H162V92L165 93V92L167 91L168 93H166V95L168 94L167 96H169V97H168L169 99H168L167 97L164 96L163 101L167 98L164 102L160 99V101H159V102L157 101V103H156V99H157V100L159 99V95H160V93H159V92H155ZM177 90H179V89H176V91H177ZM181 90H182V92H183V89H181ZM189 90H190V89H189ZM212 90H213V88H212ZM217 90H218V89H217ZM221 90H222V89H221ZM228 90H229V88H228ZM228 90H227V92H230V93H231V90H230V91H228ZM232 90H235V89H232ZM238 90H239V88L237 89V92H238ZM240 90H241V88H240ZM258 90H259V89H258ZM258 90H257V92H258ZM35 91H36V90H35ZM38 91H39V90H38ZM108 91H107V93H109ZM137 91H138L139 93H140V92H141V93L143 92L142 95H141V93H140V98L138 97L139 95H138V92H137ZM148 91L151 92V93H152V92H155V94L158 93V96L156 95V97H158V98H156L155 101H154V96H155V94L152 93V95L154 94V95L152 96V95H150L151 93H149V94L146 93V92H148ZM192 91H193V90H192ZM194 91H193V92H194ZM207 91H208V90H207ZM214 91H215V89H214ZM222 91H223V90H222ZM235 91H236V90H235ZM250 91H251V90H250ZM72 92H73V91H72ZM91 92H92V91H91ZM113 92H112V95L109 94V96L106 95L107 93L105 94L106 96L109 97V99H106V98H105V101L107 100V101H106V104H107V105H105V106H106V109L109 108V107H107V106H108L110 103H111V104H112V103H117L118 106H120V104H119L118 102H116L117 98L114 100L115 102L111 99L112 97L116 96V94H114ZM135 92H134V93H135ZM144 92H145L146 94L150 95V97H148V95H147L148 100L146 99V97H143V95L146 96V94H144ZM171 92H170V93H171ZM215 92L218 93L219 90H218V91H215ZM233 92H234V91H233ZM233 92H232V94H233ZM255 92H256V91H255ZM33 93H34V92H33ZM42 93H43V92H42ZM177 93H178V92H177ZM203 93H204V91H203ZM207 93L209 94L208 96H211L209 92H207ZM207 93H206V94H207ZM224 93H226V92L224 91L223 94H224ZM238 93H239V92H238ZM240 93H241V92H240ZM240 93H239V94H240ZM259 93H260V92H259ZM11 94H12V93H11ZM179 94H180V93H179ZM179 94H178V95H179ZM181 94H182V93H181ZM186 94H187V93H186ZM212 94H213V93H212ZM218 94H220V93H218ZM218 94H217V95H218ZM254 94H255V93H254ZM19 95H20V94H19ZM35 95H36V94H35ZM46 95H47V94H46ZM46 95H45V96H46ZM62 95H63V94H62ZM83 95H84V94H83ZM113 95H114V96H113ZM127 95H129V97H131L132 99H135V96H137L140 100L143 98L142 101H144V100L146 99V100L148 101V103H150L151 100H152V98H153V101H152V102H154L156 105H155L154 103L151 104V103H152V102H151L150 105H151L152 107H149L148 109H147L145 106L142 105L143 108L145 107V109H147V110L145 111L142 107L138 108V107L140 106V102H141L140 100H139V101H140V102H139L138 99H136V100L138 101V102H137V101L135 100V101L137 102V103H136V102H134V100H132V99H130V98L127 99V97H128ZM173 95H174V94H173ZM175 95H176V92H175ZM182 95H183V94H182ZM187 95H188V94H187ZM203 95L206 97L205 94H203ZM213 95H214V94H213ZM213 95H212V96H213ZM217 95H216V96H217ZM225 95H226V94H225ZM225 95H223V96H225ZM230 95H231V94H230ZM240 95H241V94H240ZM246 95H247V94H246ZM250 95H251V93H250ZM252 95H253V94H252ZM110 96H111V98H110ZM126 96H127V97H126ZM184 96H186V95L184 94ZM189 96H190V95H189ZM220 96H221V95H220ZM220 96H219V97H220ZM223 96H222V97H223ZM235 96H237V95H235ZM13 97H14V96H13ZM35 97H36V96H35ZM52 97H53V96H52ZM52 97H51V98H52ZM108 97H107V98H108ZM137 97H136V98H137ZM176 97H177V96H176ZM186 97H187V96H186ZM186 97H183V96H182L181 98H184V99H185ZM194 97H195V96H194ZM194 97H192V98H193L192 101L194 100ZM225 97H227V96H225ZM229 97H230V96H229ZM231 97H233V96H231ZM246 97H247V96H246ZM249 97H250V100H251V96L248 95V98H249ZM253 97H254V95H253ZM253 97H252V100H254V98H256V96H255L254 98H253ZM258 97H259V96H258ZM10 98H11V97H10ZM66 98H67V97H66ZM114 98H115V97H114ZM160 98H161V95H160ZM162 98H163V96H162ZM190 98H191V97H190ZM208 98H210V97H208ZM233 98H234V97H233ZM239 98H240V97H239ZM45 99H47V98L45 97ZM80 99H81V98H80ZM125 99H126V100H125ZM176 99H179V98L177 97ZM176 99H175V100H176ZM184 99H182V100L184 101ZM187 99H188V98H186V100H187ZM212 99H214V98L212 97ZM212 99H211V100H212ZM220 99H221V97H220ZM223 99H225V98L223 97ZM226 99H227V98H226ZM259 99H260V98H259ZM10 100H11V99H10ZM54 100H55V99H54ZM88 100H89V99H88ZM109 100H110V101H109ZM129 100H130V101H133L135 104L139 105V106H137V105H135V104L133 103V104H134V107L136 106V107L134 108L135 111L133 110V107H131L132 103H131ZM179 100H180V99H179ZM206 100H207V99H206ZM214 100H215V99H214ZM214 100H213V102H214ZM240 100H241V99H240ZM255 100H256V99H255ZM261 100H262V99H261ZM64 101H65V100H64ZM69 101H70V99H69ZM82 101H84V100H82ZM82 101H81V102H82ZM103 101H104V100H103ZM108 101H109L110 103H107ZM112 101H113V102H112ZM176 101H177V100H176ZM188 101L190 102V100H188ZM229 101H230V100H229ZM233 101H234V100H233ZM233 101H232L231 103H233ZM263 101H264V100H263ZM263 101H262V104L264 103ZM38 102H39V101H38ZM162 102H163V103H162ZM165 102H166L167 104H165ZM180 102L183 103V104L185 103V102H182L181 100H180ZM180 102H179V104H180ZM210 102H212V101L209 100V104H213V103H210ZM217 102H218V101H216L215 103H217ZM219 102H220V101H219ZM219 102H218V103H219ZM224 102L226 103V100H225ZM224 102H221V103H224ZM240 102H241V101H240ZM248 102H249V101H248ZM254 102H255V101H254ZM257 102H258V100H257ZM257 102H256V103H257ZM11 103H12V102H11ZM67 103H68V102H67ZM71 103H72V99H71ZM102 103H103V102H102ZM143 103H144V102H143ZM145 103H146V101H145ZM159 103L162 104L161 108L158 107ZM172 103H173V102H172ZM177 103H178V102H177ZM186 103L188 104L187 101H186ZM215 103H214V105H216ZM231 103H229V104H231ZM238 103H239V101H238ZM246 103H247V102H246ZM258 103H260V101H259ZM73 104H76V103L73 101L72 105H73ZM82 104H83V103H82ZM82 104H80V105H82ZM104 104H105V103H104ZM111 104H110V105H111ZM117 104H116V106H117ZM161 104H160V105H161ZM197 104H198V102H197ZM197 104H195V105H196V106H195L196 108H197ZM227 104H228V103H227ZM227 104H226V105H227ZM233 104H235V103H233ZM233 104H232V105H233ZM240 104H241V103H240ZM250 104L253 105L252 103H250ZM60 105H61V103H60ZM69 105H70V103H68V106H69ZM76 105H77V104H76ZM110 105H109V106H110ZM125 105H126V103H124V106H125ZM154 105H155V106H154ZM180 105H181V104H180ZM180 105H178V106H180ZM199 105H200V104H199ZM199 105H198V107H199ZM201 105H202V104H201ZM218 105H219V104H218ZM220 105H221V104H220ZM223 105H224V104H223ZM237 105H239V104H237ZM241 105H243V104H241ZM241 105H240V107H241ZM248 105H249V103L246 104V106H248ZM251 105H249V107H250ZM15 106H16V105H15ZM45 106H46V105H45ZM58 106H59V104H58ZM124 106H123V107H124ZM146 106H147V105H146ZM148 106H149V105H148ZM148 106H147V107H148ZM153 106H154V107H153ZM156 106H157L158 108H157ZM176 106H177V105H176ZM187 106H188V105H187ZM192 106H193V105H192ZM204 106H205V105H204ZM204 106H203V107H204ZM210 106H211V105H210ZM212 106H213V105H212ZM233 106H234V105H233ZM55 107H56V106H55ZM85 107H86V105H85ZM103 107H104V106H103ZM125 107H126V106H125ZM167 107H166V108H167ZM181 107H182V106H181ZM190 107H191V106H190ZM219 107H220V106H219ZM87 108H88V107H87ZM110 108H111V111H113V109H112V105L110 106ZM113 108H114V110H115V106H114ZM128 108H129V107H128ZM136 108H137V109H142V110H140V111L138 110V111H137ZM153 108H154V109L156 108V109L154 110ZM166 108H165V109H166ZM171 108H172V107H171ZM173 108H174V107H173ZM177 108H178V107H177ZM179 108H180V107H179ZM179 108H178V109H179ZM183 108H185L184 105H183ZM186 108H187V107H186ZM186 108H185V109H186ZM193 108H194V106H193ZM199 108H200V107H199ZM201 108H202V107H201ZM201 108L199 109L200 111H201ZM210 108H211V107H210ZM216 108H218V106H217ZM216 108H214V109H216ZM220 108H221V107H220ZM223 108H224V107H223ZM229 108H230V107H229ZM235 108L237 109V107H235ZM238 108H239V106H238ZM241 108H242V107H241ZM250 108H251V107H250ZM69 109H70V108L68 107V111H69ZM84 109H85V108H84ZM158 109H160V110H158ZM175 109H176V108H175ZM181 109H182V108H181ZM187 109H191V108H187ZM197 109H198V108H197ZM211 109H212V108H211ZM214 109H212V110L215 111ZM218 109H219V108H218ZM218 109H217V110H218ZM230 109H231V108H230ZM230 109H229V110H230ZM247 109H248V110H247ZM247 109H245V110L249 111V108H247ZM86 110H87V109H86ZM101 110H103V109H101ZM108 110H110V109H108ZM132 110H133V113H134V114L132 113ZM149 110H152V111H149ZM182 110H184V109H182ZM194 110H195V109H194ZM225 110H226V107H225ZM237 110H241V109H237ZM254 110H255V109H254ZM42 111H43V110H42ZM51 111H52V110H51ZM122 111H123V110H122ZM122 111H121V112H122ZM142 111H143V114L141 113V115H138L139 112H142ZM144 111H145V112H144ZM148 111H149V112H148ZM165 111H166V112H167V111H170V109H167V110H165ZM171 111H172V110H171ZM176 111H178V110H175V113H174V112H171V113H174V114H175V115H172V116L177 117V112H176ZM190 111H193V110H190ZM190 111H189V112H190ZM218 111H219V110H218ZM222 111H223V110H222ZM232 111H233V110H232ZM247 111H246V112H247ZM250 111H251V109H250ZM38 112H39V111H38ZM83 112H85V110H84ZM166 112H165V114L162 115V116H163V119L161 118L162 116H161V117L157 116L156 118H157L158 123H157V121L154 122V126H156L157 124L159 125V124L161 123L160 120H162V121L165 120V122L162 123V124L165 123L164 125H161V124H160V125H161V128H160V129L162 130V129H163L162 126H164V130H165V131L163 130V131L160 133V135L162 136V140H164V142H163V141L161 142V141L159 140L160 143H165V140H167V139H166V136L169 135L168 133H171V132H172V131L170 132V130H168V129L171 128V127L174 128V127H173V126H174V122H172V123H173V126H170V125H171V124H170L171 122H170V123H169V122H166V121H169V118H167V116H166ZM180 112H181V111H178L179 114H180ZM184 112H186V111H184ZM189 112H186V115H187V113H189ZM193 112H195V111H193ZM193 112H192V113H193ZM216 112H217V111H215L214 113H216ZM226 112H227V113H226ZM228 112H229V111H225L224 114H223V112H222V115H223L222 117H224L225 114H228V115H229L230 113H228ZM236 112H238V111H236ZM252 112H253V111H252ZM255 112H257V111H255ZM260 112L263 113V111H260ZM86 113H87V112H86ZM86 113H85V114H86ZM89 113H90V114L92 113L91 110H90ZM89 113H88V116H89ZM98 113H99V112H98ZM98 113H97V114H98ZM108 113H109V111H108ZM115 113H116V112H115ZM124 113H125V112H124ZM124 113H121V116H122ZM130 113H128V114H130ZM148 113H150V114L148 115ZM158 113H156V115H157ZM168 113H169V112H168ZM168 113H167V114H168ZM171 113H170V114H171ZM190 113H191V112H190ZM190 113H189V114H190ZM192 113H191L190 116H192ZM199 113H200V112H199ZM210 113H212V112H210ZM218 113H220V112H218ZM218 113H216V114H218ZM231 113H232V112H231ZM249 113H251V112H249ZM92 114H93V113H92ZM106 114H107V113H106ZM126 114H127V112L124 114V115L126 116V118H127V115H126ZM131 114H130V115H131ZM189 114H188V115H189ZM196 114H197V113H196ZM49 115H50V114H49ZM101 115H102V114H101ZM136 115H137L138 119H136V118H137V117H135ZM164 115H165L166 117H165ZM168 115H169V114H168ZM188 115H187V117H188ZM193 115H194V114H193ZM199 115H200V114H199ZM230 115H232V114H230ZM239 115H240V114H239ZM239 115H238V116H239ZM247 115H248V114H247ZM253 115H255V114H253ZM107 116L109 117V116H110V113H109V115H107ZM125 116H123L122 118L124 119ZM172 116H171V117H172ZM190 116H189V119L191 118ZM195 116H196V115H195ZM206 116H207V115H206ZM243 116H244V115H243ZM243 116H242V120H244ZM261 116H262V115H261ZM263 116H264V114H263ZM35 117H36V116H35ZM86 117H87V116H86ZM89 117H90V116H89ZM89 117H87V118H89ZM93 117H95V118H93ZM142 117H143V118H142ZM168 117H169V116H168ZM171 117H170V119H171ZM175 117H174V118H175ZM179 117H181V116L179 115L178 118H179ZM184 117H185V116H184ZM193 117H194V116H193ZM193 117H192V118H193ZM197 117H198V116H197ZM204 117H205V116H204ZM215 117H216V115H215ZM217 117H218V115H217ZM219 117H221V116L219 115ZM228 117H229V116H228ZM228 117H227V118H228ZM236 117H237V116H236ZM246 117H248V116H246ZM254 117H255V116H253L252 118H254ZM92 118H93V120H94V119H97L96 116H94V115L92 116ZM102 118H103V117H102ZM105 118H106V117H105ZM112 118H113V117H112ZM112 118H110V119H112ZM158 118H159V119L161 118V119L158 120ZM164 118H166V119H164ZM174 118H173V120H174ZM211 118H213V120H214V116H213V117L211 116ZM234 118H235V115H234ZM256 118H257V117H256ZM89 119H90V118H89ZM100 119H101V118H100ZM129 119H130V121H128ZM143 119H144V120H143ZM146 119H147V118H146ZM179 119H180V118H179ZM186 119H187V118H186ZM201 119H202V118H201ZM223 119H226V118H223ZM246 119H247V118H246ZM114 120L112 119V121H114ZM154 120H156V119H154ZM154 120H153V121H154ZM171 120H172V119H171ZM171 120H170V121H171ZM173 120H172V121H173ZM197 120H199V118H198ZM215 120H216V119H215ZM221 120H222V119H221ZM236 120H237V119H236ZM248 120H249V119H248ZM248 120H247V122H248ZM250 120H251V119H250ZM250 120H249V121H250ZM255 120L257 121V119H255ZM263 120H264V119H263ZM87 121H88V120H87ZM107 121H109V120L107 119ZM125 121H126V120H125ZM153 121L150 123V121L148 122V119H147L146 122L152 126V125H153V124H152ZM183 121H184V120H183ZM187 121H188V120H187ZM187 121H186V122H187ZM191 121H192V120H191ZM200 121H201V120H200ZM222 121H223V120H222ZM228 121H232V123H233L235 120L233 121V119H232V120H228ZM240 121H241V120H240ZM92 122H93V123H90V121H89V123L91 124V125L89 124V126H90L91 128H92V127L95 128V126H96L95 124L98 125V121H97V120H94V121H92ZM95 122H96V123H95ZM176 122H178L177 119H176ZM176 122H175V123H176ZM181 122H182V121H181ZM188 122H189V121H188ZM216 122H218V121H216ZM219 122H220V120H219ZM219 122H218V123H219ZM235 122H237V121H235ZM156 123H157V124H156ZM167 123H168V124H167ZM189 123H190V122H189ZM191 123H192V122H191ZM191 123H190V124H191ZM193 123H194V122H193ZM196 123L200 124L199 122H196V121H195V124H196ZM224 123H225V122L223 121V124H224ZM253 123H254V122H253ZM256 123L258 124L259 122H255V124H256ZM92 124H93V126H92ZM125 124H126V125H125ZM136 124H137V125H136ZM148 124H147V125H148ZM155 124H156V125H155ZM176 124H177V125H175V126H176V129H180V130L182 129L181 131H184V129H185V130H188L187 132L184 131L185 133L182 132V133H184V134H188L189 130H191V128H189V126H188V128H187L186 125L182 126L183 124L180 123V122H179V125H180V124H181V125H180L179 127H181V128H177L178 123H176ZM185 124H186V123H185ZM201 124H202V123H201ZM205 124H206V122H205ZM226 124H227V123H226ZM233 124H234V123H233ZM244 124H246V123L244 122ZM85 125H86V123H85ZM127 125L129 126V128H128ZM141 125H142V124H141ZM147 125H146V126H147ZM150 125L148 126L149 128H147V129H149V133H151L149 136L153 135L152 133L154 132V130H155V131H156V129H158V131L160 130V129H159L160 125H159V126L157 125L156 128L153 127L152 130L150 129V128H151ZM167 125H168V126H167ZM187 125H188V124H187ZM202 125H203V124H202ZM259 125H260V124H259ZM261 125L263 126V124H261ZM99 126L102 127L103 125H99ZM99 126H98V127H99ZM120 126H121V127H120ZM146 126H145V127H146ZM166 126L168 127V129H166V128H167ZM185 126H186V127H185ZM193 126H195V125H193ZM196 126H197V125H196ZM198 126H200V125H198ZM219 126H220V125H219ZM225 126H226V125H225ZM247 126H248V125H247ZM86 127L89 128V130H90V127H88V126H86ZM108 127H107V129H108ZM117 127H118V129H117ZM119 127H120V128H119ZM133 127H131V129H130L131 131L129 130L128 133L132 132V128H133ZM141 127L145 128V127H144V124H143V126H141ZM157 127H158V128H157ZM182 127H183V128L185 127V128L183 129ZM103 128H104V127H103ZM134 128H133V131H134ZM137 128H138V127H137ZM154 128H155V129H154ZM172 128H171V129H172ZM193 128H195V127H193ZM198 128H199V127H197V129H198ZM203 128H204V126L202 127V130H203ZM207 128H208V127H207ZM210 128H211V127H210ZM224 128H225V127H224ZM224 128H223V129H224ZM237 128H238V127H237ZM255 128H256V127H255ZM258 128H259V127H258ZM96 129H97V128H96ZM104 129H105V128H104ZM109 129H110V128H109ZM109 129H108V131H109ZM116 129H117V130H116ZM139 129L141 130L140 127H139ZM139 129H138V130H139ZM145 129H146V128H145ZM147 129H146V131H147ZM212 129H213V128H212ZM212 129H211V130H212ZM223 129H222V131H223ZM226 129H227V128H226ZM238 129H239V128H238ZM263 129H264V128H263ZM82 130H83V129H82ZM91 130H92V129H91ZM102 130H103V129H102ZM128 130H127V131H128ZM161 130H160V131H161ZM195 130H196V128H195ZM207 130H208V129H207ZM209 130H210V129H209ZM215 130H216V129H215ZM215 130H212V132L215 131ZM218 130H219V129H218ZM220 130H221V129H220ZM228 130H229V128H228ZM228 130H226V131H228ZM230 130H231V129H230ZM230 130H229V131H230ZM233 130H235V129H232V132H234ZM256 130L258 131L257 128H256ZM84 131H86V129H84ZM104 131L107 132L106 130H104ZM127 131H126V132H127ZM150 131H153V132H150ZM166 131H167V132H166ZM191 131H192V130H191ZM203 131H204V133H205L206 130H203ZM203 131H202V132H203ZM243 131H244V130H243ZM257 131L255 132V133H257L256 135H261V132H260V134H259ZM96 132H98V129H97ZM100 132H101V131H100ZM123 132H122V133H123ZM136 132H137V129H136V131H134V132H132V133H134V135H135ZM139 132H140V131L137 132L138 134H137V136H135V137H140V136L142 135V133L140 132V133H141V135H140ZM147 132H148V131H147ZM147 132H146V134H147ZM164 132L167 133L165 136L162 135V134H165ZM192 132H193V131H192ZM192 132H191V136H192V134H194V133H192ZM199 132H200V131H199ZM199 132H195V133H196L195 136L198 135ZM207 132H208V131H207ZM224 132H225V131H224ZM238 132L241 133V131H238ZM248 132H249V131H248ZM79 133H80V132H79ZM86 133H89V132L87 131ZM115 133H113V134L115 135ZM119 133H120V135H122V133H121L120 131H119ZM119 133H117V135H118ZM128 133H127V134H128ZM132 133H130V134H132ZM154 133H156V134H154V135H155L158 139H160V138L158 137L159 133H157V131L154 132ZM200 133H201V132H200ZM204 133H203V134H204ZM209 133H211V132L209 131L207 134H209ZM218 133H219V131H218ZM218 133H217V134H218ZM222 133H223V132H222ZM235 133H236V132H235ZM240 133H239V134H240ZM242 133H243V132H242ZM251 133H252V132H251ZM89 134H90V133H89ZM111 134H112V133H111ZM113 134H112V135H113ZM124 134H125V132H124ZM124 134H123V135H124ZM130 134H128V135H130ZM146 134H144L143 136L146 137ZM207 134H204V136L207 135ZM212 134H214V135H212ZM243 134H245V133H243ZM247 134H249V133H247ZM253 134H254V133H253ZM91 135H92V132H91ZM104 135H106V134H104ZM109 135H110V134H109ZM112 135H111V136H112ZM117 135H116V136H117ZM120 135H119V136H120ZM128 135H127V137H128ZM154 135H153V136H154ZM170 135H173V132H172ZM170 135H169V136H170ZM189 135H190V134H189ZM211 135H212V136H215V138H217V136H219V140H218V141H220V142L223 141V142H224V139H220V138H221L220 136L224 135V133H223V134L220 133V135L218 134L217 136H216L215 133H211L210 135H207V137L205 136V137H206L207 144H209V143L211 142L209 139H207L208 136L212 137ZM225 135H226V134H225ZM245 135H246V134H245ZM254 135H255V134H254ZM102 136H103V135H102ZM131 136H133V134H132ZM143 136H141V140H142V141L139 140L140 138H138V140L141 141V142H143V140L145 141V139H143ZM153 136L150 137L151 139H149V137H146V142L143 143L142 146L145 145V144H147V143H149V142H150V144H148V145H152V144L156 141L157 143H154V144H153V145H155V144L158 145V146H156V149H157V147H158L159 149H161V148L164 149V148H166L165 145H167V144H171V143H172V142H170V141H169L170 143L168 142V140L170 139V138H168V140L166 141L165 145L163 144V145L165 146V147H164L162 144L158 143V140L155 139L156 137H153ZM199 136H200V135H199ZM204 136L202 135L203 138H204ZM232 136H233V135H232ZM234 136H236V135L234 134ZM246 136H247V135H246ZM251 136H253V135H250V137H251ZM107 137H108V136H107ZM117 137H118V136H117ZM125 137H126V136H125ZM125 137H123V138H125ZM133 137H134V136H133ZM133 137H132V138H133ZM152 137L154 138L155 141L152 140ZM167 137H168V136H167ZM172 137H173V136H172ZM185 137H186V139L188 138V136H185ZM185 137H184V138H185ZM192 137H194V136H192ZM192 137H190V138H192ZM196 137H197V136H196ZM230 137H231V136H230ZM240 137H241V138L244 137V138H242V139H244V140L246 139V137H245L244 135H242V134H240L239 138H240ZM250 137H249V138H250ZM253 137H254V136H253ZM261 137L263 138V136H261ZM129 138H130V137H129ZM190 138H189V141H193V140H194L193 138H192L193 140H190ZM197 138H198V137H197ZM199 138H200V137H199ZM232 138H233V137H232ZM127 139H128V138H127ZM147 139L151 140L152 142L149 141V140H147ZM227 139H228V138H226V142H227ZM229 139H230V138H229ZM251 139H252V138H251ZM259 139H261V138L259 137ZM259 139L257 138L256 140H259ZM263 139H264V138H263ZM114 140H116V138H114ZM117 140H118V139H117ZM134 140H135V138H134ZM138 140L136 139L135 141H138ZM170 140H171V139H170ZM195 140H196V139H195ZM197 140H198V139H197ZM203 140H204V139H203ZM208 140H209V141H208ZM211 140H214V139L212 138ZM235 140H236V137H235ZM247 140H249V139H247ZM125 141H128V140H125ZM125 141H123L124 144H126ZM129 141L131 142V140H129ZM129 141H128V142H129ZM153 141H154V142H153ZM184 141L186 142V140H184ZM204 141H205V140H204ZM231 141L233 142L234 139H232ZM262 141H263V140H262ZM128 142H127V143H128ZM130 142H129V143H130ZM132 142H133V141H132ZM167 142H168V143H167ZM187 142H188V140H187ZM234 142H235V141H234ZM234 142H233V143H234ZM237 142H238V141H237ZM237 142H236V143H237ZM239 142H240V141H239ZM258 142H260V141H258ZM258 142H256V143H258ZM2 143H3V142H2ZM134 143H136V142H134ZM218 143H219V142H218ZM218 143H217V145H218ZM221 143H222V142H221ZM228 143H229V142H228ZM228 143H226V144H228ZM250 143H252L251 140H250ZM262 143H264V141H263ZM131 144H132V143H131ZM139 144H140V143H139ZM184 144H185V143H184ZM195 144H196V143H195ZM204 144H205V142H204ZM211 144H212V145H211ZM219 144H220V143H219ZM237 144H239V143H237ZM237 144H236V145H237ZM248 144H249V143H248ZM135 145H136V144H135ZM140 145H141V144H140ZM153 145H152V147H153ZM160 145H162V146H160ZM196 145H197V144H196ZM214 145H215V142L212 141V142L210 143V145H207V146H208V147H209V146L211 147V146H214ZM221 145H222V144H221ZM228 145H229V144H228ZM228 145H227V146H228ZM262 145L264 146V144H262ZM132 146H134V144H133ZM138 146H139V145H137V147H138ZM185 146H187V144H186ZM199 146H200V145H199ZM203 146H204V145H203ZM205 146H206V144H205ZM224 146H225V144H224ZM227 146H226V147H227ZM232 146H233V148H234V147H237V146H235V143H234ZM238 146H239V145H238ZM242 146H243V145H242ZM242 146H241V147H242ZM246 146H247V145H246ZM249 146H250V145H249ZM134 147H135V146H134ZM146 147H147V146H146ZM154 147H155V146H154ZM160 147H161V148H160ZM216 147H217V146H216ZM218 147H219V146H218ZM218 147H217V148H218ZM247 147H248V146H247ZM250 147H251V146H250ZM127 148H128V146H127ZM142 148H144V147H142ZM147 148H148V147H147ZM219 148H220V147H219ZM221 148L223 149V146H222ZM227 148H228V147H227ZM238 148H239V147H238ZM251 148H252V147H251ZM138 149H139V148H138ZM140 149H141V148H140ZM140 149H139V150H140ZM144 149H145V148H144ZM185 149H186V148H185ZM229 149L231 150V148H229ZM234 149H236V148H234ZM262 149H263V148H262ZM262 149H261V151H262ZM128 150H129V149H128ZM136 150H137V149H136ZM187 150H188V149H187ZM204 150H205V149H204ZM209 150H210V149H209ZM236 150H237V149H236ZM236 150L233 151V149H232L233 152H237ZM249 150H251V149L249 148ZM254 150H256V149H254ZM150 151H151V150H150ZM161 151H162V149H161ZM166 151H167V150H166ZM169 151H170V149H169ZM169 151H168V153L170 154ZM192 151H193V150H192ZM200 151H201V150H200ZM228 151H229V150H228ZM240 151H242V150H240ZM258 151H259V149H258ZM151 152H155V150H154V151L152 150ZM188 152H189V151H188ZM193 152H194V151H193ZM202 152H203V151H202ZM208 152H209V151H208ZM223 152H224V151H223ZM245 152H246V151H245ZM136 153H137V152H136ZM138 153H139V151H138ZM146 153H147V152H146ZM163 153H165V151H164ZM168 153H165V154H168ZM196 153H197V152H196ZM200 153H201V152H200ZM226 153L229 154V153H231V151H230V152H226ZM247 153H248V152H247ZM249 153H250V152H249ZM254 153L257 155L256 152H254ZM141 154H142V153H141ZM147 154H149V152H148ZM151 154H152V153H151ZM151 154H150V156H151ZM191 154H193V153H191ZM198 154H199V152H198ZM235 154H236V153H235ZM237 154H239V153H237ZM241 154H242V153H241ZM24 155H25V154H24ZM132 155H133V154H132ZM156 155H157V154H156ZM161 155H163V154H161ZM196 155H197V154H196ZM232 155H233V153H232ZM250 155H252V154H250ZM250 155H249V157H250ZM253 155H254V154H253ZM26 156H27V155H26ZM128 156H129V155H128ZM165 156H166V155H165ZM165 156H164V157H165ZM169 156H170V155H169ZM197 156H198V155H197ZM197 156H196V158H197ZM205 156H206V155H205ZM237 156H238V155H237ZM126 157H127V156H126ZM130 157H131V155H130ZM152 157H153V155H152ZM212 157H213V156H212ZM212 157H211V158H212ZM234 157H235V155H234ZM234 157H233V158H234ZM239 157H240V156H239ZM239 157H235V159H236V158H239ZM245 157H246V156H245ZM245 157H243V158H244L245 160H247ZM253 157H255V156H253ZM128 158H129V157H128ZM132 158H133V157H132ZM161 158H162V157H161ZM167 158H168V156H167ZM167 158H166V159H167ZM193 158H194V157H193ZM196 158H195V159H196ZM240 158H241V157H240ZM240 158H239V159H240ZM133 159H134V158H133ZM140 159H143V158H140ZM145 159H146V158H145ZM150 159H151V158H150ZM188 159H189V158H188ZM191 159H192V158H191ZM195 159H194V160H195ZM254 159H255V158H253V160H254ZM256 159H257V157H256ZM256 159H255V160H256ZM134 160H135V159H134ZM134 160H133V161H134ZM146 160H147V159H146ZM146 160H144V161H146ZM156 160H157V159H156ZM161 160H162V159H161ZM167 160H168V159H167ZM213 160H214V157H213ZM240 160H241V159H240ZM250 160H251V159H250ZM253 160H252V161H253ZM255 160H254V161H255ZM154 161H155V158H154ZM154 161L152 160V162H154ZM158 161H160V160H158ZM164 161H165V159H164ZM164 161H163V162H164ZM215 161H216V160H215ZM215 161H214V162H215ZM234 161H235V160H234ZM242 161H243V160H242ZM138 162H139V161H138ZM140 162H141V161H140ZM140 162H139V163H140ZM166 162H167V161H166ZM166 162H165V163H166ZM236 162H237V161H236ZM245 162H246V161H245ZM248 162L251 163V161H248ZM248 162H247V163H248ZM136 163H137V162H136ZM142 163H143V161H142ZM169 163H171V162H169ZM173 163H174V162H173ZM173 163H172V164H173ZM217 163H218V162H217ZM238 163H239V162H238ZM247 163H246V164H247ZM252 163H253V162H252ZM146 164H147V163H146ZM239 164H240V163H239ZM239 164H238V165H239ZM253 164H254V163H253ZM113 165H114V164H113ZM138 165H139V164H138ZM152 165L154 166V164H152ZM155 165H156V164H155ZM157 165H158V163H157ZM169 165H170V164H169ZM173 165H174V164H173ZM240 165H241V164H240ZM251 165H252V164H251ZM187 166H188V165H187ZM207 166H208V165H207ZM216 166H217V165H216ZM246 166H248V165H246ZM145 167H147V169H148L149 166H145ZM150 167H151V166H150ZM170 167H171V165H170ZM190 167H191V166H190ZM192 167H193V166H192ZM196 167H198V166H196ZM196 167H195V168H196ZM200 167H201V166H200ZM200 167H199V168H200ZM255 167H258V166L255 165ZM260 168H261V166H260ZM260 168H259V169H260ZM153 169H154V168H153ZM165 169H166V168H165ZM165 169H163V170H165ZM212 169H216V168H212ZM212 169H211V170H212ZM248 169H249V168H248ZM248 169H246V170H248ZM252 169H253V165H252ZM252 169H251V171H252ZM148 170H149V169H148ZM148 170H147V171H148ZM155 170H156V169H155ZM240 170H242V169H240ZM246 170H245V171H246ZM249 170H250V169H249ZM138 171H139V170H138ZM150 171H152V170L150 169ZM158 171H159V170H158ZM228 171H230L229 173H231V170H228ZM235 171L237 172V169H236ZM136 172H137V171H135L134 173H136ZM145 172H146V171H145ZM145 172H144V173H145ZM156 172H157V171H156ZM214 172H217V171L214 170ZM226 172H227V170H226ZM236 172H235V174H236ZM243 172H244V171H243ZM246 172H247V171H246ZM246 172H245V173H246ZM248 172H249V171H248ZM254 172H255V170H254ZM146 173H147V172H146ZM158 173H159V172H158ZM162 173H164V171H163ZM237 173H238V172H237ZM252 173H253V172H252ZM255 173H257V172H255ZM148 174H150V172H148ZM153 174H154V173H153ZM214 174H215V173H214ZM216 174H217V173H216ZM232 174H233V173H232ZM238 174H239V173H238ZM135 175H136V174H135ZM137 175H138V173H137ZM142 175L145 176L143 173H142ZM151 175H152V172H151ZM157 175H159V174H157ZM157 175H154V176H157ZM209 175H210V174H209ZM226 175H227V174H226ZM236 175H237V174H236ZM256 175H257V174H256ZM256 175H255V176H256ZM242 176L244 177V175L241 174V177H242ZM245 176H246V175H245ZM247 176H248V175H247ZM251 176H253V174H250V178H251ZM148 177L152 178L150 175H149ZM148 177L146 178V176H145L146 179H150V178H148ZM157 177H158V176H157ZM206 177H207V176H206ZM225 177H226V176H225ZM234 177H235V176H234ZM253 177H254V176H253ZM140 178H141V177H140ZM229 178H230V175H229ZM231 178H232V176H231ZM235 178H236V177H235ZM237 179H239V178H237ZM224 180H225V179H224ZM224 180H223V181H224ZM253 180H254V179H252V181H253ZM255 180H256V179H255ZM234 181H237V180L235 179ZM209 182H210V181H209ZM211 182H212V181H211ZM221 182H222V181H221ZM225 182H226V181H225ZM263 182H264V181H263ZM263 182H262V183H263ZM238 183H239V182H238ZM240 183H241V182H240ZM240 183L238 184V186L241 185ZM163 184H164V182H163ZM179 184H180V186H184V185H181V183H179ZM222 184H223V183H222ZM160 185H162V184H160ZM214 185H215V184H214ZM233 185H234V183H233ZM236 185H237V184H236ZM259 185H260V184H259ZM259 185H258V186H259ZM184 187H185V186H184ZM260 187H262V186H260ZM182 188H183V187H182ZM234 188H235V187H234ZM183 189H184V188H183ZM212 189H214V188H212ZM215 189H216V188H215ZM255 189H256V188H255ZM259 189H262V188H259ZM263 189H264V188H263ZM263 189H262V190H258V191H259V192H260V191H263ZM168 190H169V189H168ZM217 190H218V189H217ZM231 190H232V189H231ZM198 191H199V190H198ZM200 191L203 192V189H201ZM255 191H257V190H255ZM204 192H205V191H204ZM206 192H207V191H206ZM167 193H168V192H167ZM214 193H216V192H214ZM202 194L204 195V193H202ZM206 194H207V193H206ZM212 194H213V193H212ZM257 195L259 196V194H257ZM261 195H262V194H261ZM213 196H215V195L213 194ZM226 196H227V195H226ZM258 196H257V197H258ZM209 197H210V196H209ZM228 197H230V195H229ZM255 197H256V196H255ZM260 197H261V196H260ZM260 197H259V199H260ZM248 198H250V197H248ZM251 198H252V197H251ZM257 199H258V198H257ZM259 199H258V200H259ZM247 200H248V199H247ZM255 204H256V203H255ZM256 206H257V205H256ZM215 208H216V207H215Z\"/></svg>",
  "mask_w": 264,
  "mask_h": 264
},
{
  "label": "crops",
  "instance_id": "crops-1",
  "mask_svg": "<svg viewBox=\"0 0 264 264\" xmlns=\"http://www.w3.org/2000/svg\"><path fill=\"white\" fill-rule=\"evenodd\" d=\"M49 1L50 0H0V31L9 36L19 37L24 34L25 31L28 32L32 30V27L38 23L42 17L43 11H45ZM2 19L5 21L2 22ZM16 56V53H9L0 48V82H11L8 85L10 88H12V85L17 84L18 86L25 84L23 88L24 91H31L30 89L34 91L37 90L39 86L38 83L42 81V78H44L43 81H45L46 78L52 74L50 73L51 70L47 71L46 69L43 73L39 70L30 71L33 74H29V72L25 70L27 66L18 62L19 56H17L18 58ZM52 71L60 72L59 68L55 67ZM23 78L27 80L26 83H24Z\"/></svg>",
  "mask_w": 264,
  "mask_h": 264
},
{
  "label": "water",
  "instance_id": "water-1",
  "mask_svg": "<svg viewBox=\"0 0 264 264\" xmlns=\"http://www.w3.org/2000/svg\"><path fill=\"white\" fill-rule=\"evenodd\" d=\"M52 2V4H53V2H54V0L53 1H51ZM49 13H50V9H49V11H48V13H46V16L44 17V19L42 20V22L40 23V26L35 30V35H33L32 37L33 38H35V37H37V35L39 34V32H40V30H41V28H42V26H43V24L45 23V21H46V18H47V16L49 15ZM31 37V38H32ZM30 38V39H31ZM32 38V39H33ZM29 39V40H30ZM28 40V41H29ZM0 45H3V46H6V47H8V48H10V49H15V50H19L20 51V48H22V46H20V45H16V44H11V43H6V42H2V41H0ZM25 53V52H24ZM22 56H25V55H22ZM21 61H23V59H21V58H19ZM24 62V61H23Z\"/></svg>",
  "mask_w": 264,
  "mask_h": 264
}]
</instances>
